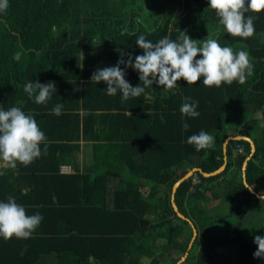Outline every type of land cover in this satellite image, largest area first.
<instances>
[{"label": "trees", "instance_id": "obj_1", "mask_svg": "<svg viewBox=\"0 0 264 264\" xmlns=\"http://www.w3.org/2000/svg\"><path fill=\"white\" fill-rule=\"evenodd\" d=\"M208 6V0H9L0 13V108L32 115L47 137V152L42 144L41 156L30 165L0 168V202L12 196L28 215L43 217L27 240L0 237V264L178 262L193 229L172 206L174 185L195 168H221L223 145L238 133L255 140L247 181L264 195V12L246 13L254 18L255 35L243 39L223 30ZM181 31L247 51L254 74L243 85L234 81L219 88L204 86L203 78L191 85L181 79L168 92L154 83L145 90L148 99L126 101L120 92L107 95L104 82L91 81L98 69L116 66L122 53L125 61L128 53L133 61L142 55L139 35L156 43L165 36L176 41ZM16 52L19 61L13 59ZM120 66L133 87L140 85L137 71ZM29 81H54L56 93L36 104L24 91ZM185 97L198 102L199 117L180 112ZM58 103L64 106L60 116L52 113ZM200 131L215 137L214 148L197 151L187 143ZM86 149L93 160L82 171L77 155ZM250 154L248 141L231 140L221 174L196 172L197 182L191 176L179 186L176 204L198 229L192 248L197 254L190 252L182 264H215L214 252L228 238L213 230L199 207L209 198L227 202L230 215L240 220L232 238L240 264H264L239 232L255 203L264 202L242 178ZM65 166L73 172H63Z\"/></svg>", "mask_w": 264, "mask_h": 264}, {"label": "clouds", "instance_id": "obj_2", "mask_svg": "<svg viewBox=\"0 0 264 264\" xmlns=\"http://www.w3.org/2000/svg\"><path fill=\"white\" fill-rule=\"evenodd\" d=\"M208 5L215 11L223 30L233 37L243 39L255 35L254 18L246 16V13L264 12V0H208ZM8 7L9 0H0V13L5 12ZM136 44L143 50V54L135 56L134 61L130 53L125 61V54L122 53L116 66L100 68L91 77V81L97 84L104 82L107 85V95L122 93V101L141 95L148 99L145 90L154 83L168 92L176 89L181 79L191 85L203 78L204 86L219 88L222 84L231 85L234 81L243 85L254 74V65L247 51H234L231 47L221 46L217 39L210 37L201 42L181 31L176 41L165 36L153 43L144 35H139ZM13 59L19 61L21 53L16 52ZM120 65L137 71L140 85L133 87L125 79L126 72ZM24 91L30 99L34 98L36 104H46L56 93V86L54 81H29L24 85ZM189 100V97H185L180 112L186 116L199 117L200 113L196 110L198 102L189 103ZM63 107L62 103L56 104L52 113L56 116L62 115ZM183 127L187 129L189 125L184 123ZM187 143L194 145L197 151L212 149L215 137L200 131L188 137ZM42 144L45 145L46 154L47 137L32 115L18 107L8 110L0 108V168L14 169L18 163L23 166L30 165L41 156ZM0 175H4V172L0 171ZM42 219L39 213L28 215L24 206L9 196L7 202H0V237L6 241L13 237L27 240L33 236ZM254 243L257 245L254 257L264 259V237L255 236Z\"/></svg>", "mask_w": 264, "mask_h": 264}, {"label": "crops", "instance_id": "obj_3", "mask_svg": "<svg viewBox=\"0 0 264 264\" xmlns=\"http://www.w3.org/2000/svg\"><path fill=\"white\" fill-rule=\"evenodd\" d=\"M233 136V135H232ZM252 140H253V142H254V144H255V140L252 138V137H250ZM251 145V144H250ZM256 145V144H255ZM86 152L87 153H84V152H81V153H79L78 155H77V164H78V168L80 169V170H85L87 167H89L90 166V163H91V161L93 160V157H92V150L91 149H86ZM224 155H225V153H224ZM227 155H225V157H226ZM224 157V158H225ZM226 160H227V163H228V157H226ZM0 163H2V162H0ZM72 170V169H71ZM73 172V170L70 172V173H72ZM244 168H243V170H242V178H243V180H245L244 179ZM246 176H247V174H246ZM253 189V188H252ZM195 189L193 188L192 189V191H194ZM254 190V189H253ZM258 194V193H257ZM255 195V194H254ZM258 195H260V194H258ZM256 196V195H255ZM260 196H264V195H260ZM257 197V196H256ZM258 198V197H257ZM259 200H264V198H258ZM175 201H176V199H175ZM221 199H214V200H212L211 198H209L208 200H206V199H203V200H201V201H199V207L202 209V211H212V209H214V208H217L218 207V205L221 203ZM256 205V206H255ZM255 205H254V207L252 208V210L250 211V213H249V215H248V217L244 220V221H242V225L239 227L240 229V231H241V228L242 229H245V228H247V227H250L251 228V230H249V231H247L246 233H245V238L246 239H248L253 245H255V247H257V245L254 243V238H255V236H257V235H259V236H262V237H264V224L260 221V212H261V208H262V206H261V204H259V202H257V203H255ZM173 206V205H172ZM205 219H206V214H205ZM189 219L193 222V224L196 226V224H195V222H194V218H192V217H189ZM239 220V219H238ZM240 221V220H239ZM189 223V222H188ZM190 224V223H189ZM192 227V226H191ZM196 228H197V226H196ZM197 231H198V229H197ZM252 231V232H251ZM225 236L226 237H228V235L227 234H225ZM193 238V237H192ZM232 238H234V236L232 237ZM232 238H229L228 240H227V238L225 239V242L222 244V245H220L217 249H216V251L214 252V256H215V264H218V261H219V259L217 258V256H218V253L219 252H221V253H224L225 252V248H226V246L228 245V244H230V243H234L235 245H236V248H237V252L239 253V245L237 244V242L236 241H234V242H232ZM192 240V239H191ZM191 243V242H190ZM190 245V244H189ZM194 245V244H193ZM193 248V246L190 248V249H188L187 250V252H192L191 251V249ZM193 250V249H192ZM195 254H197V252H193V255H195ZM189 255V254H188ZM188 257V256H187ZM238 258H239V255H238ZM195 261H196V258L194 259ZM177 263V262H176ZM176 263H174V264H176ZM239 263H240V259H239ZM162 264H164V263H162Z\"/></svg>", "mask_w": 264, "mask_h": 264}, {"label": "rangeland", "instance_id": "obj_4", "mask_svg": "<svg viewBox=\"0 0 264 264\" xmlns=\"http://www.w3.org/2000/svg\"><path fill=\"white\" fill-rule=\"evenodd\" d=\"M192 177L195 182L198 181V176L196 174H194ZM259 204H261L262 206L260 212V221L264 224V202ZM206 219H209V221L213 222L214 231L224 233L223 236L227 234V239L232 238L235 235L237 226L240 223L237 217L230 215L229 204L224 200L221 201L217 208L212 209L211 212L206 211ZM249 230H251L250 227H247L245 229L241 228V231L239 230V232H241V234L245 236V233ZM195 248L191 252L192 254L196 250ZM238 254L239 253L237 252L236 245L234 243H230L226 246L224 253H218V264H240Z\"/></svg>", "mask_w": 264, "mask_h": 264}, {"label": "water", "instance_id": "obj_5", "mask_svg": "<svg viewBox=\"0 0 264 264\" xmlns=\"http://www.w3.org/2000/svg\"><path fill=\"white\" fill-rule=\"evenodd\" d=\"M231 140H246V141H248V142L251 144V154H250V156L246 159V161L244 162V165H243V168H244V171H245V172H244V179H245V180H244V183H245V185H246L248 188H251V187L249 186V184H248V181H247L246 169H247V167H248V163H249V161L252 159V157H253V155H254V153H255V151H256V145L254 144L253 140H252L250 137L238 133V135H236V136H230V137H228L227 140L225 141V143H224V145H223L225 155H227V147H228V144H229V142H230ZM226 157H227V156H226ZM226 157H225V163H224V165H223L221 168H219L218 170H216V171H214V172H212V173H206V172H204V171H203L202 169H200V168H195V169L189 171L186 175H184V176H183V177H182V178H181V179H180V180L174 185L173 192H172V205H173V208H174L175 212L177 213V215H178L180 218H182V219H184V220H186V221H188V222L190 223V225L192 226V229H193V238H192V240H191V243H190L188 249H190V248L193 246V244H194V242H195V240H196V238H197V236H198V231H197L196 226L193 224V222H192L189 218H187V217H186V216L180 211L178 205L176 204L175 198H176L177 190H178L179 186L181 185V183H183L185 180L189 179V178H190L191 176H193L196 172H200V173H202L205 177H211V176H215V175L221 174V173L225 170V168H226V166H227V160H226ZM250 192L253 193V194H255L258 198H264V196H260V195H258V194H257L252 188H251ZM188 254H189V252H186L185 256L182 257V258H181L176 264H182L183 262H185L186 259H187Z\"/></svg>", "mask_w": 264, "mask_h": 264}, {"label": "built area", "instance_id": "obj_6", "mask_svg": "<svg viewBox=\"0 0 264 264\" xmlns=\"http://www.w3.org/2000/svg\"><path fill=\"white\" fill-rule=\"evenodd\" d=\"M243 148L240 146L239 147V152H243ZM72 170H71V167H68V166H65V167H63V172H65V173H70Z\"/></svg>", "mask_w": 264, "mask_h": 264}]
</instances>
